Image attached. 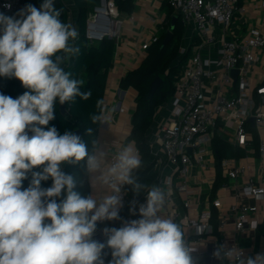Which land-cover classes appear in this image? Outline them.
<instances>
[{
	"label": "clouds",
	"instance_id": "1",
	"mask_svg": "<svg viewBox=\"0 0 264 264\" xmlns=\"http://www.w3.org/2000/svg\"><path fill=\"white\" fill-rule=\"evenodd\" d=\"M61 13L55 0L27 4L12 16L0 13V76L15 78L27 89L16 98L0 93V264H197V248L186 238L183 222L162 215L165 190L139 182L144 161L134 144L113 154L93 141L90 152L79 134H60L49 126L57 103L92 95L65 70L80 52L74 44L79 33L60 19ZM96 107L91 121L107 124L104 101L97 100ZM82 161L93 186L108 190L102 198L81 196L73 175L62 170L65 163ZM49 179L51 186L42 187ZM125 185L134 197L146 193L144 203L131 202L130 213L135 215L139 204L140 218L105 227L104 242L94 239L98 222L121 219ZM105 249L110 250L107 262ZM211 255L220 264H264V251L246 255L227 242L217 244Z\"/></svg>",
	"mask_w": 264,
	"mask_h": 264
},
{
	"label": "built area",
	"instance_id": "2",
	"mask_svg": "<svg viewBox=\"0 0 264 264\" xmlns=\"http://www.w3.org/2000/svg\"><path fill=\"white\" fill-rule=\"evenodd\" d=\"M160 1H167L184 23L180 54L189 55L179 73L176 91L170 101L157 107L147 132L154 172L149 185L158 184L167 193L162 215L183 222L186 238L197 248V264H214L208 259H214L212 251L224 242L247 255L241 237L250 215H258L264 201V177L250 173L242 157H224L218 165L214 146L219 137L246 151H257L262 159L259 175L264 174V25L238 29L237 19L246 22L243 19L249 10L243 0ZM64 2L70 10L69 22L76 27L75 3ZM88 2V42L106 37L118 41L124 22L115 0ZM27 4H33V0H0V13L12 16ZM252 4L264 13V0ZM158 39L159 35L145 39L139 50L147 51ZM233 70H238L236 79ZM250 123L259 135L257 147L253 146ZM219 173L224 183L213 195ZM122 196L121 210L128 202L125 188ZM145 199L143 192L138 201L144 203ZM248 199L253 202L248 203ZM138 209L139 204L135 215L129 213L116 220V228L124 221L139 219ZM197 227L201 229L199 235Z\"/></svg>",
	"mask_w": 264,
	"mask_h": 264
},
{
	"label": "trees",
	"instance_id": "3",
	"mask_svg": "<svg viewBox=\"0 0 264 264\" xmlns=\"http://www.w3.org/2000/svg\"><path fill=\"white\" fill-rule=\"evenodd\" d=\"M76 4V11H74L76 17V25L78 26V38L74 42L75 46L79 47L80 52L77 56L70 60V64L65 66L66 71L72 73V77L82 80L81 91L91 90L92 95L88 100H82L80 97H76L74 102L66 103L67 112L63 113L60 108V104L57 103L55 107V119L50 122L49 126H55L60 134L65 131L75 132L81 130L82 140L88 146L89 151H92L93 141H97L100 124H94L91 121V116L97 114L99 109L96 107L97 100H103L108 85L109 71L114 65V53L116 49V40L112 38H104L101 41L90 44L85 36L86 21L88 12L90 10L88 0H73ZM118 9L127 13H133L136 9V0H115ZM42 0H33V5L39 7ZM168 7L167 15L164 22V27L159 36V39L151 44L147 49V53L141 64L128 71L122 78L120 85L122 88L127 89L134 87L138 94L136 96V109L132 114V131L129 135V140L135 142L136 148L139 150L143 161L144 167H142L137 175L139 182L143 184H150L154 178V172L151 160V147L147 141V132L153 124L154 115L157 107L170 101L174 92L176 91V82L181 72L183 65L185 64L188 53L186 55L180 54V45L185 35L186 27L182 22L180 16L172 27V19L174 14L173 8L167 1L163 2ZM55 7L61 9L60 19L69 23L70 10L65 4L64 0H55ZM168 30L172 31L171 40L163 46V40L167 35ZM162 78L156 92L153 97H149V91L153 81L156 77ZM27 89H25L20 81L15 78H8L0 76V93L12 96L16 98L22 95ZM88 129H92V133H88ZM250 130L253 133V146L257 147L259 144V135L257 130L252 127L250 123ZM214 146L218 151L217 164L224 157H242L246 155V150L242 147H237L229 144L223 139L216 137L214 140ZM39 170V169H34ZM62 170L68 174L73 175L76 180V188L81 196L87 197L91 195V182L90 176L85 172L84 162L79 164L65 163L62 165ZM31 179V173L28 174V179L24 180L23 187L27 188ZM224 183V178L219 173L215 184L214 193ZM52 184L51 179L42 182V187L47 188ZM128 202L123 210L120 211V217L130 213L131 202L133 199H139L134 197V193L131 190V186H124ZM62 195L59 200L64 199ZM217 211L214 209V222L217 224ZM119 221V220H117ZM105 227H116L115 221H103L98 222L96 233H101L100 230ZM104 241L106 237L103 238ZM103 241V242H104ZM108 256L105 258L110 259V250L105 249Z\"/></svg>",
	"mask_w": 264,
	"mask_h": 264
},
{
	"label": "crops",
	"instance_id": "4",
	"mask_svg": "<svg viewBox=\"0 0 264 264\" xmlns=\"http://www.w3.org/2000/svg\"><path fill=\"white\" fill-rule=\"evenodd\" d=\"M73 5V0H70ZM256 0H243V3L249 7L247 10L246 22H242V19H237L236 24L238 29L244 31L249 25H256L261 23L264 25V13L256 8V5L252 4ZM76 4L73 5V10L76 11ZM168 7L160 0H136V9L133 13L121 12V18L123 19L122 35L118 41H116V49L114 53V65L109 71L108 85L104 96V107L109 119L107 124L100 125V131L97 142L100 147L108 150L110 153H115L122 146L129 143L134 144L133 140H129V135L132 131V114L136 109V96L138 91L134 87L124 89L121 87L120 82L126 73L136 67H138L146 56L147 51H140L139 47L141 43L154 35H159L162 32V22L165 21ZM70 23V22H69ZM75 28H78L76 26ZM70 61L65 66L69 65ZM242 159L249 164L250 173L257 175L258 177H264L259 175V169L262 165V159L259 153L255 150H247L246 155L242 156ZM242 181V178L238 179ZM91 182V195H95L96 198H102L107 194V189L100 183H95L93 186L92 178ZM226 190H222V193H226ZM248 203H252V199L247 200ZM255 223V229L252 228V224ZM228 229L231 225L227 226ZM103 232V228L100 230ZM231 235L230 233L228 234ZM101 233H95L94 239L103 242V237L100 238ZM241 244L247 250V255H254L262 252L264 249V201L260 204V211L257 214L252 213L247 223L245 232L241 237ZM211 252V250H209ZM210 262L214 264H220V261L209 258Z\"/></svg>",
	"mask_w": 264,
	"mask_h": 264
},
{
	"label": "water",
	"instance_id": "5",
	"mask_svg": "<svg viewBox=\"0 0 264 264\" xmlns=\"http://www.w3.org/2000/svg\"><path fill=\"white\" fill-rule=\"evenodd\" d=\"M177 15L173 16V19H172V27L174 26L176 20H177ZM172 38V31L171 30H168L167 32V35L166 37L164 38L163 40V46H165ZM237 75H238V70H233V76L234 78L236 79L237 78ZM162 81V78L160 76L156 77V79L153 81L152 85H151V88H150V91H149V97L152 98L154 93L156 92L159 84L161 83ZM60 108H61V111L63 113H66L67 112V108H66V103L64 105H60ZM250 120H254L253 117L250 118ZM74 133H77L81 136L82 138V132L81 130H76ZM218 152V151H217Z\"/></svg>",
	"mask_w": 264,
	"mask_h": 264
},
{
	"label": "rangeland",
	"instance_id": "6",
	"mask_svg": "<svg viewBox=\"0 0 264 264\" xmlns=\"http://www.w3.org/2000/svg\"><path fill=\"white\" fill-rule=\"evenodd\" d=\"M77 29V31H78V28H76ZM103 237V234H102V236H100V238L99 239H101ZM262 251H264V249L262 250Z\"/></svg>",
	"mask_w": 264,
	"mask_h": 264
}]
</instances>
